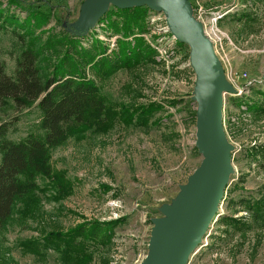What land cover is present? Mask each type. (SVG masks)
I'll list each match as a JSON object with an SVG mask.
<instances>
[{"label":"rangeland","instance_id":"1","mask_svg":"<svg viewBox=\"0 0 264 264\" xmlns=\"http://www.w3.org/2000/svg\"><path fill=\"white\" fill-rule=\"evenodd\" d=\"M24 1L49 12L48 21L35 28L34 36L36 45L53 59L47 45L50 36L54 42L74 32L82 46L90 48L87 29L89 34L98 32L99 39L105 36L108 48H118L121 35L108 32L104 22L110 9L125 7L108 0ZM180 1L211 40L228 87L223 93L222 124L232 167L219 211L186 264H264V158L258 157L264 146V110L250 106L264 108V0ZM0 2L21 21L27 17L26 10L8 5L7 0ZM105 5L107 11L99 17ZM133 7L148 8L146 29L137 32L155 51L154 60L96 81L117 106L158 102L162 108L152 119L160 122L143 127L119 120L109 133L89 130L53 148V171L64 172L73 190L60 199L49 178L37 176V188L26 202L16 203L11 221L0 233V264H66L53 242L46 241L48 233L69 232L85 221L120 218L124 220L113 228L106 245L86 238L87 233L79 235L81 243L75 251L84 258H77L75 264H143L152 251L156 222L169 220V209L201 165L192 48L177 38L165 11L148 4ZM19 31L24 32L9 24L0 29V60L9 74H14L24 48ZM30 40L26 38L27 43ZM51 60L42 58L41 64L51 65ZM235 98L247 104L241 106ZM4 123L10 124L9 138L18 141L41 132V112L37 104L18 109L6 100L0 104V125ZM260 199L262 210L254 218L246 202ZM225 216L246 221L250 227L235 231L226 225ZM35 243L41 246L40 253L29 248Z\"/></svg>","mask_w":264,"mask_h":264},{"label":"trees","instance_id":"2","mask_svg":"<svg viewBox=\"0 0 264 264\" xmlns=\"http://www.w3.org/2000/svg\"><path fill=\"white\" fill-rule=\"evenodd\" d=\"M7 3L26 10L27 17L21 21L16 13L0 7V29L9 24L17 30H24L17 32L24 48L17 59L14 74H9L5 63L0 60V104L11 100L18 109L37 104L41 112V132L16 141L8 136L10 124L0 125V233L11 221L16 203L26 202L37 188V176L49 178L60 199L73 190L64 172L53 171L50 158L53 148L62 145L70 136L82 135L89 130L109 133L119 120L126 126L158 124L160 121L152 118L162 108L158 102L117 106L96 81L107 80L120 70H131L154 60L155 51L137 32L146 29L148 8L114 7L106 13L108 22L104 25L108 32L121 35L116 50L108 48L109 45L99 39L94 30L92 35L85 33L92 39L90 48L82 46L80 38L71 32L54 42V36L47 40L55 55L53 59L49 51L36 45L37 37L34 36L35 28L48 21L49 12L25 5L24 0H7ZM27 37L31 38L28 43ZM42 58L46 62L52 59V64L42 65ZM236 102L241 106L247 104L241 98H235ZM250 106L264 110L260 104L251 103ZM262 148L258 157L264 158V146ZM262 205L261 199L246 202V208L253 212L254 218H259ZM123 220L85 221L69 232L48 233L46 241H52L59 249L63 263H79L75 260L84 258L75 251V246L81 243L79 235L87 233L86 238L106 245L112 240L113 228ZM224 221L239 232L250 227L248 222L231 216H225ZM59 243L66 245L62 247ZM34 245L36 247L29 248L40 253L39 243Z\"/></svg>","mask_w":264,"mask_h":264},{"label":"water","instance_id":"3","mask_svg":"<svg viewBox=\"0 0 264 264\" xmlns=\"http://www.w3.org/2000/svg\"><path fill=\"white\" fill-rule=\"evenodd\" d=\"M120 7L150 5L165 11L177 38L190 44L191 65L197 73V146L203 161L184 193L169 209V220L157 221L152 251L143 264H186L203 242L205 233L219 211L224 189L232 171L230 145L223 130V93L228 90L211 40L193 21L180 0H108ZM107 11L105 5L99 17ZM95 18L88 27L97 21ZM88 29L85 31V33Z\"/></svg>","mask_w":264,"mask_h":264},{"label":"built area","instance_id":"4","mask_svg":"<svg viewBox=\"0 0 264 264\" xmlns=\"http://www.w3.org/2000/svg\"><path fill=\"white\" fill-rule=\"evenodd\" d=\"M97 35H98V34H97ZM100 39L103 40V39H106V38H105V36H101V35H100Z\"/></svg>","mask_w":264,"mask_h":264}]
</instances>
